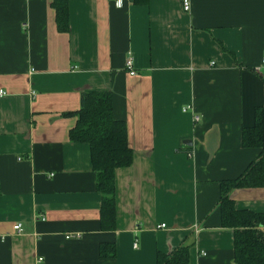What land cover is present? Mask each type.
<instances>
[{"label":"crops","instance_id":"1","mask_svg":"<svg viewBox=\"0 0 264 264\" xmlns=\"http://www.w3.org/2000/svg\"><path fill=\"white\" fill-rule=\"evenodd\" d=\"M190 1L68 0L64 32L54 0H0V264H158L182 245L188 264H237L220 182L260 153L242 133L264 105V0ZM92 91L111 93L134 151L114 230L91 147L70 138ZM231 197L264 214V186Z\"/></svg>","mask_w":264,"mask_h":264},{"label":"trees","instance_id":"2","mask_svg":"<svg viewBox=\"0 0 264 264\" xmlns=\"http://www.w3.org/2000/svg\"><path fill=\"white\" fill-rule=\"evenodd\" d=\"M133 4H148L149 0H129ZM56 19L61 31L69 30L68 0H54ZM81 108L75 112L77 122L70 131L73 142L87 143L91 147L92 168L97 175V190L102 195L101 223L103 230H114L117 224L115 203V171L133 164L134 151L128 145V132L124 121L113 117L110 92L83 94ZM252 126L243 129L245 148L260 149L259 157L233 180H222L219 209L221 225L234 231V257L237 264H264V214L238 209L231 193L235 188L264 186V105L255 108ZM113 244L101 245L103 258L114 257ZM158 264H188L189 248L180 246L169 254L158 253Z\"/></svg>","mask_w":264,"mask_h":264},{"label":"built area","instance_id":"3","mask_svg":"<svg viewBox=\"0 0 264 264\" xmlns=\"http://www.w3.org/2000/svg\"><path fill=\"white\" fill-rule=\"evenodd\" d=\"M182 1H183V9H184V11L190 10L191 1L190 0H182ZM262 63L264 64V59H263ZM126 69H127L129 74L135 75L134 60H133V58L131 56H130V58L127 59ZM2 93H4V92L0 91V95H2ZM187 110H189V108H185L184 109V111H187ZM194 119L197 122V121H199L200 118H199V116L196 115ZM21 226H22V224L20 223V224L16 225L14 228H15L16 231H20ZM70 237L71 236H67V238H70ZM135 245H136V243L134 244V246Z\"/></svg>","mask_w":264,"mask_h":264}]
</instances>
